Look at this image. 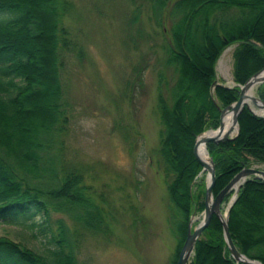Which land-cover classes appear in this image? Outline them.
<instances>
[{"label":"trees","instance_id":"trees-1","mask_svg":"<svg viewBox=\"0 0 264 264\" xmlns=\"http://www.w3.org/2000/svg\"><path fill=\"white\" fill-rule=\"evenodd\" d=\"M171 2L153 0L154 19L167 13L173 21L171 39L162 50L165 66L175 74L169 96L158 94V152L166 174L171 231L182 245L190 217L204 210L205 184L195 183L201 170L193 154L196 138L218 128L220 109L236 102L240 87L264 69V0H175L169 8ZM69 10L64 0H0V223L23 226L32 238L47 242L45 252L39 253L1 238L0 264H77L74 232L53 214L75 212L74 220L84 228L109 230L102 210L84 195L83 176L59 162L68 126L59 50L69 51L73 45L62 24ZM229 46H235L236 87L213 88L216 61ZM42 49L45 59L38 55ZM46 74L49 79L41 82ZM257 95L264 102V84ZM37 102L44 106L35 110ZM238 127L235 138L206 145L215 167L214 197L244 167L264 164V118L245 107ZM75 198L80 205L76 210ZM245 209L257 221L250 223L251 232L264 231V181H247L228 216L235 247L264 264V234L252 238L242 233ZM208 262L236 264L215 216L197 241L190 264Z\"/></svg>","mask_w":264,"mask_h":264},{"label":"rangeland","instance_id":"rangeland-1","mask_svg":"<svg viewBox=\"0 0 264 264\" xmlns=\"http://www.w3.org/2000/svg\"><path fill=\"white\" fill-rule=\"evenodd\" d=\"M64 1L70 4V10L62 24L73 45L69 51L59 50L60 84L68 117L59 162L66 170L83 176L84 195L102 210L109 230L102 233L84 228L74 220L75 212L68 216L53 214V219L63 218L74 232L79 243L77 264H176L183 244L172 233L168 219L157 112L158 94L169 96L175 75L171 67L165 66L162 50L164 41L171 39V15L165 13V18L155 20L153 0ZM171 1L169 8L175 2ZM196 38L201 45L200 37ZM234 48H225L214 68V82L229 89L236 87L232 77ZM38 55L44 59L48 56L44 49ZM204 64L198 63L199 67ZM40 79L45 81L49 75ZM253 96H258L257 88ZM42 106L37 102L35 110ZM215 130L207 129L200 135ZM238 132L239 127L231 138ZM246 167L264 171V164ZM207 178L201 166L195 183L202 182L206 188ZM233 200L231 192L228 201H222L223 216H229L236 202ZM77 201L75 198V210L80 206ZM76 212L80 214V210ZM244 212L241 232L252 238L263 235L260 228L251 232L250 223L255 218L248 216L246 209ZM202 213L190 217L192 229L201 221ZM257 215L261 216V211ZM1 238L39 253L47 246L45 239L32 238L23 226L0 223Z\"/></svg>","mask_w":264,"mask_h":264},{"label":"water","instance_id":"water-1","mask_svg":"<svg viewBox=\"0 0 264 264\" xmlns=\"http://www.w3.org/2000/svg\"><path fill=\"white\" fill-rule=\"evenodd\" d=\"M262 84H264V69L254 74L242 87H240L239 97L235 103L225 107L224 109H220L219 127L215 131H211L215 134L209 135L210 132H207L204 135H199L195 141L193 154L195 156V159L202 166L203 171H206V173L208 174L204 196V210L202 213V219L195 228L192 229L191 226L193 219L189 221L186 238L179 253L176 264L191 263L190 260L194 254L195 245L200 239L204 230L209 226V223L213 216H215L221 223L224 241L226 243L227 249L229 250L231 258L236 263L261 264L258 260L250 259L241 254L235 247L229 232L228 216L225 217L222 215L221 206L225 196L231 192H233L234 194V203L236 201V196L240 188L244 183H246V181L252 178L264 181V171L245 167L234 176V178L217 196L214 197L212 193L215 184V167L213 160L209 158V164L203 163L197 155V149L200 144H204L206 147V145L209 143L218 144L224 141L231 140V134L233 133L232 128L234 127L236 128V131H238V116L245 107H247L254 115H258L264 118V115L257 114L250 106L252 105L254 108L264 113V102L259 97L249 95L253 87L257 88ZM216 85L217 82L215 81L212 86L214 87ZM229 112H232L233 114V127L225 130L223 126V118Z\"/></svg>","mask_w":264,"mask_h":264},{"label":"bare ground","instance_id":"bare-ground-1","mask_svg":"<svg viewBox=\"0 0 264 264\" xmlns=\"http://www.w3.org/2000/svg\"><path fill=\"white\" fill-rule=\"evenodd\" d=\"M253 91H254V87L250 91L249 95L253 96ZM223 126H224L225 130L233 127V114H232V112H229L224 116ZM232 129H233V134H234L236 131V128L233 127ZM214 134H215L214 132H210L209 135H214ZM197 155L203 163L209 164V157H208L207 150H206V147L204 144L199 145V147L197 149Z\"/></svg>","mask_w":264,"mask_h":264}]
</instances>
